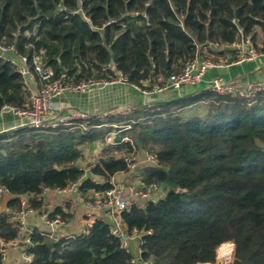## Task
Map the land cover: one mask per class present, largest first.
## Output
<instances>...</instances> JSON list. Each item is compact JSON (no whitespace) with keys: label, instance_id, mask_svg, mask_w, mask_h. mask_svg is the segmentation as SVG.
<instances>
[{"label":"trees","instance_id":"1","mask_svg":"<svg viewBox=\"0 0 264 264\" xmlns=\"http://www.w3.org/2000/svg\"><path fill=\"white\" fill-rule=\"evenodd\" d=\"M259 29L264 32V0H0V42L30 59L43 53L56 77L65 70L71 83L113 78L104 68L114 61L130 84L145 87L205 56L204 47L221 53L243 36L257 46ZM257 48L264 51V40ZM27 94L17 66L0 57V110L23 106ZM155 105L94 114L85 128L1 131L0 187L13 195L8 207L23 210L27 196L29 207L44 213L45 190L74 182L83 194L106 191L112 178L129 171L127 156L149 150L159 160L144 166L142 179L164 195L120 214L121 228L140 235L143 261L215 262L217 247L232 240L228 264H264V87L254 97L202 90ZM197 105L204 110H188ZM114 123L123 129L118 143H107ZM125 136L133 143L119 142ZM94 141L103 147L88 177L79 161L82 146ZM13 216L0 212L6 241L20 235ZM58 216L69 221L73 213L62 206L48 211L49 219ZM29 238V264H134L103 215L76 233L57 236L34 227Z\"/></svg>","mask_w":264,"mask_h":264},{"label":"built area","instance_id":"2","mask_svg":"<svg viewBox=\"0 0 264 264\" xmlns=\"http://www.w3.org/2000/svg\"><path fill=\"white\" fill-rule=\"evenodd\" d=\"M146 16V15H145ZM233 49L236 50V56L233 58L235 61L241 62L244 60H251L256 58L260 51L251 40L250 37H241L235 44ZM208 50L207 47H204ZM0 57L5 61L11 62L17 66L18 72L22 75L24 81V88L28 94L25 103L21 107L16 106H4L0 110V115L4 112H10L15 114L19 121L16 126H30L38 131H42L47 128H56L60 126L81 127L85 128L89 122L91 115L81 112H70L67 114L56 113L54 109V99L61 97L67 93H80L88 94L93 92L99 86H107L116 83H129L128 78L123 72L118 71L114 61L109 63L104 70H112L115 72V76L111 79L106 78H89L78 83H71L67 81L65 75L57 78L55 70L45 63L43 53L35 52L30 59L27 56L18 55V50L13 45H6L0 42ZM218 63L205 56H196L194 59L187 61L180 72L169 74L167 77L160 75L156 80L149 79L146 82L145 87L133 85L136 89L140 90L144 94L161 93L166 90L172 89L180 91L185 85H196L201 82L207 70L210 67L217 66ZM33 81L40 82L38 87L31 85ZM264 87V81H251L244 82L241 79L228 80L221 76L213 78L208 85L209 91L218 94H237L245 97H254ZM154 110H159L161 107L155 105L152 107ZM128 108H123L119 111H115L119 114H127ZM113 112H104L98 114L99 117L105 118ZM78 118L85 119L83 123L79 125H73V120ZM114 129L108 135L107 143H118L117 136L123 129L122 125L112 124ZM15 126V127H16ZM125 128H129V125ZM126 140H133L125 136L119 142ZM145 157L143 163L146 165H156L158 163V155L155 152L144 150ZM138 150L126 157L129 171L131 174L138 175L136 182L130 180H119L112 178L110 181L111 186L103 192L94 191L93 197L96 199L94 206H97L100 210H104L108 213V220L112 222L113 229L121 237L122 246L130 250V241L132 239H139L140 235L135 232L133 235L127 234L121 228L120 214L124 210H128L133 204L143 205L148 199H153L154 194L160 189L156 184L147 186L142 179V168L140 160H138ZM140 163V164H139ZM93 163L88 169L90 170ZM69 189L70 191L78 190L79 183L74 182L64 189H56L63 191ZM48 190V189H46ZM45 190V191H46ZM80 190V189H79ZM3 189L0 187V197ZM23 210L19 211L15 218L20 224V235L10 241H6L0 238V252L3 260L7 259L10 249L22 247L26 249L30 243V230L27 225V214L34 211L29 207L27 199L22 198ZM139 199H142L139 201ZM91 202V201H90ZM92 203V202H91ZM94 214L89 212L87 214V223L85 226H91L93 223ZM43 218L51 225L59 224L63 220L58 216L56 219H49L48 213L43 214ZM230 247L229 252L224 256H220L219 245L217 247L216 261L206 262L199 264H228L233 261L235 253V243L232 240L223 242ZM222 243V244H223ZM142 248L140 245L137 248L136 254L132 260L134 264H150L148 261H143L141 258ZM27 264V262L23 263Z\"/></svg>","mask_w":264,"mask_h":264},{"label":"crops","instance_id":"3","mask_svg":"<svg viewBox=\"0 0 264 264\" xmlns=\"http://www.w3.org/2000/svg\"><path fill=\"white\" fill-rule=\"evenodd\" d=\"M233 47H226L221 53L210 52L204 49V55H213L218 63L217 66L210 67L200 83L192 86L185 85L180 91L172 89L166 90L161 93L144 94L140 90L136 89L130 83H116L107 86H99L93 92L88 94L80 93H67L61 97L54 99V108L59 110L60 114H67L70 112H81L90 115L101 114L104 112H115L123 108L134 107H146L155 105V103L165 100H172L176 97H183L196 91L207 90L209 82L218 76L225 79H241L244 82L251 81H264V51H260V54L251 60H244L241 62L233 59ZM32 86L38 87L39 82L33 81ZM202 104V103H201ZM190 107L189 109H191ZM192 109H197L200 112L204 110L203 105L194 106ZM19 119L13 113H3L0 115V132L10 130L14 128ZM103 143L100 141H94L91 144L83 145V157L79 161V164L86 171L89 168V164L95 163L102 150ZM144 152V149H141ZM140 150H138L139 153ZM144 160V159H143ZM143 162V161H142ZM88 163V164H87ZM143 165V164H142ZM144 168V166H142ZM142 168V170H143ZM115 178L119 180H130L136 182L138 175L131 174L130 172H120ZM94 191H89L83 194L79 189L70 191L69 189L59 191L56 189H48L44 192L45 208L48 211L54 209L56 206H62L66 211L72 212L73 217L69 221H63L59 224L51 225L43 218L44 213H40L37 210L29 212L27 214V225L29 228L38 227L43 231H49L55 233L57 236H63L66 234L76 233L84 229L87 223V214L92 212L94 216L103 215L108 219V213L104 210H100L93 203L86 200L87 197L91 198ZM164 190L160 188L153 195L155 199L162 197ZM13 195L3 191L0 197V212H12L14 218L19 214L9 208L7 203ZM26 198L27 196H23ZM139 246V239H132L130 241V251L135 256L137 248ZM31 261V256L27 254L26 250L22 247L12 248L9 250L7 259L4 260V264H23Z\"/></svg>","mask_w":264,"mask_h":264},{"label":"rangeland","instance_id":"4","mask_svg":"<svg viewBox=\"0 0 264 264\" xmlns=\"http://www.w3.org/2000/svg\"><path fill=\"white\" fill-rule=\"evenodd\" d=\"M263 40H264V32L263 31H261L260 29H259V33H258V40H257V46H259V45H261L262 44V42H263ZM256 46V47H257ZM207 58H209V59H212L213 61L214 60H216V58L213 56V55H208L207 56ZM193 108V107H192ZM191 108V109H192ZM55 110H56V108H54ZM191 109H188V110H191ZM193 110H195V109H193ZM56 113H59V110H56L55 111ZM185 114H186V112H185ZM140 151H139V153H138V160H140V165H142V166H145L146 165V163H143L142 161H144L143 159H144V157H145V153L144 152H142V150L141 149H139ZM99 158V157H98ZM88 164V163H87ZM93 164V163H92ZM90 166H91V163L89 164ZM89 166V167H90ZM127 180V179H126ZM86 200H88V201H91L92 203H95V198L92 196L91 198H89V197H87V199ZM142 199H139V201H141Z\"/></svg>","mask_w":264,"mask_h":264},{"label":"bare ground","instance_id":"5","mask_svg":"<svg viewBox=\"0 0 264 264\" xmlns=\"http://www.w3.org/2000/svg\"><path fill=\"white\" fill-rule=\"evenodd\" d=\"M226 246H227L228 248H230V247L228 246V244H225V243H224V244H222V245L219 246V250H220L221 248H223V247H226ZM228 252H229L228 249H226V250H221V251H220V256H224V255L227 254Z\"/></svg>","mask_w":264,"mask_h":264},{"label":"water","instance_id":"6","mask_svg":"<svg viewBox=\"0 0 264 264\" xmlns=\"http://www.w3.org/2000/svg\"><path fill=\"white\" fill-rule=\"evenodd\" d=\"M63 73H66V71L63 70ZM4 113H10V112H4ZM87 176H88V177L91 176V171H90V170L87 171ZM183 191H184V189H182V188H180V189L178 190L179 193H182Z\"/></svg>","mask_w":264,"mask_h":264}]
</instances>
